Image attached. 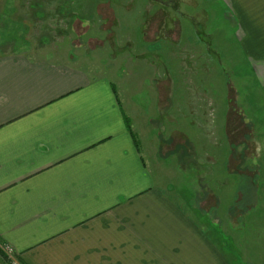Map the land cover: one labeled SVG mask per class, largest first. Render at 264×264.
Masks as SVG:
<instances>
[{
    "label": "crops",
    "instance_id": "obj_1",
    "mask_svg": "<svg viewBox=\"0 0 264 264\" xmlns=\"http://www.w3.org/2000/svg\"><path fill=\"white\" fill-rule=\"evenodd\" d=\"M218 1L260 68L264 97V0ZM167 112L166 124L178 122ZM232 112L227 105L216 118L207 179L196 166L200 141L175 142L180 128L166 127L164 144L142 142L110 78L74 62L1 55L0 243L21 264H264V130L255 138L240 112L231 130ZM199 117L180 120L202 136ZM180 154L202 168L185 189L146 160ZM207 194L213 204L203 211Z\"/></svg>",
    "mask_w": 264,
    "mask_h": 264
},
{
    "label": "rangeland",
    "instance_id": "obj_2",
    "mask_svg": "<svg viewBox=\"0 0 264 264\" xmlns=\"http://www.w3.org/2000/svg\"><path fill=\"white\" fill-rule=\"evenodd\" d=\"M150 1L0 0V56L18 51L74 62L93 76L110 78L147 145L164 144L166 127L180 128L175 142H186L183 135L191 143L200 141L195 147L199 164L196 157L188 160L181 154L146 158L149 167L160 164L167 180L185 189L202 170H195V164L205 166L208 179L211 153L218 151L211 134L227 105L233 109L228 120L231 130L240 128L238 112L254 126L255 138L264 130L262 76L260 68L245 58L240 29L225 3L174 0L159 6ZM168 110L179 117L178 122L165 123ZM202 112L200 136L199 126L185 127L181 120L198 121ZM190 195L186 197L192 207L196 199ZM205 197L210 202L200 204L203 211L213 204L211 195ZM192 214L202 219L200 212ZM2 247L0 243V264H8Z\"/></svg>",
    "mask_w": 264,
    "mask_h": 264
},
{
    "label": "built area",
    "instance_id": "obj_3",
    "mask_svg": "<svg viewBox=\"0 0 264 264\" xmlns=\"http://www.w3.org/2000/svg\"><path fill=\"white\" fill-rule=\"evenodd\" d=\"M2 250L7 258L8 264H21L11 246L3 244Z\"/></svg>",
    "mask_w": 264,
    "mask_h": 264
},
{
    "label": "flooded vegetation",
    "instance_id": "obj_4",
    "mask_svg": "<svg viewBox=\"0 0 264 264\" xmlns=\"http://www.w3.org/2000/svg\"><path fill=\"white\" fill-rule=\"evenodd\" d=\"M155 1H160V2H162V0H155ZM174 0H168V1H165V3H167L168 4V2H173ZM185 1H188V0H185ZM179 12V11H178Z\"/></svg>",
    "mask_w": 264,
    "mask_h": 264
}]
</instances>
